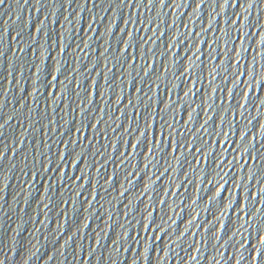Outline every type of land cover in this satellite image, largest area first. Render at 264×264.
Instances as JSON below:
<instances>
[{
	"label": "water",
	"instance_id": "water-1",
	"mask_svg": "<svg viewBox=\"0 0 264 264\" xmlns=\"http://www.w3.org/2000/svg\"><path fill=\"white\" fill-rule=\"evenodd\" d=\"M0 117L3 264H264V0H5Z\"/></svg>",
	"mask_w": 264,
	"mask_h": 264
},
{
	"label": "snow or ice",
	"instance_id": "snow-or-ice-1",
	"mask_svg": "<svg viewBox=\"0 0 264 264\" xmlns=\"http://www.w3.org/2000/svg\"><path fill=\"white\" fill-rule=\"evenodd\" d=\"M226 2H227V0H226ZM3 3H5V0H0V5H2ZM165 6H167V5H165ZM54 79H55V77H54ZM0 119H2V117H0ZM9 119H11V117H9ZM0 127H3V125H0ZM2 156H3V153H0V157H2ZM257 239H259V237H257ZM254 251H256V250L254 249ZM262 255H264V247H262L259 251H257L258 257L262 256ZM0 264H3V262H0Z\"/></svg>",
	"mask_w": 264,
	"mask_h": 264
}]
</instances>
